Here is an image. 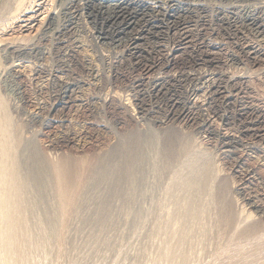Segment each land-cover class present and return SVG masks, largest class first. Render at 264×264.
Segmentation results:
<instances>
[{"label":"rangeland","instance_id":"1","mask_svg":"<svg viewBox=\"0 0 264 264\" xmlns=\"http://www.w3.org/2000/svg\"><path fill=\"white\" fill-rule=\"evenodd\" d=\"M1 140L31 264H264V0H0Z\"/></svg>","mask_w":264,"mask_h":264},{"label":"bare ground","instance_id":"2","mask_svg":"<svg viewBox=\"0 0 264 264\" xmlns=\"http://www.w3.org/2000/svg\"><path fill=\"white\" fill-rule=\"evenodd\" d=\"M16 1H21V0H16ZM114 1L116 2L118 0H114ZM132 1L136 2V0H132ZM112 5H116V3H114ZM5 135L8 136V133H5ZM9 147H10V145L7 141L1 140V142H0V156H1L0 157L1 158L0 159L1 160L0 161V264H31L30 263L31 260L28 261L30 259L29 257L31 255L27 257V255H28L27 253H30V254H32V253L29 251L27 252V251L18 250V246H20V244L18 243L19 241L16 237L17 236L16 234L21 232V230L23 229V226L25 227V229L26 228L28 229V226L27 227L25 226L26 224L28 225V223L26 221L27 217L25 219V216H21L20 215L21 213H19L20 206L22 205V203L24 201H26V197H23L24 193L22 194V189L26 193L27 188H26V183L24 184V182H23V178L21 179L18 175L17 169L15 168L16 163L12 160L11 154L8 151ZM59 176H57V180L60 178ZM59 180H58V183L56 184L57 191H59V189H62V187L59 188L60 187L59 186ZM26 181L27 180L25 179V182ZM29 184H30V182H29ZM22 198H25V200L23 199L24 201H22ZM26 203L27 202H25V204ZM25 204L23 206H25ZM23 206H22V208H23ZM28 206H30V205H28ZM22 208H21V210H23V211H21V212H22V215H24L23 214L24 208L23 209ZM25 208H27V207H25ZM240 221H241V219H240ZM237 223H236V225H237ZM26 231L28 232V230H26ZM22 237H21V233H20L19 238L21 240H23ZM27 238H24V239H27ZM23 241H25V240H23ZM26 242H27V240H26ZM16 243H18V245ZM166 250L164 251V253L166 252ZM167 251L169 252V249ZM171 251L173 253L177 252V251L174 252L173 250H171ZM179 251L180 250H178V253L181 252V251L180 252ZM25 254H27V255H25ZM179 255L181 256L182 254H178V256ZM173 256L174 255H172V253L171 254L168 253L165 255V259L166 258L170 259L168 261H170L172 263V261L176 260V259H174V257L175 258L177 257V256H174V257ZM182 257H183V255H182ZM177 259H178V257H177ZM182 259L185 260L184 258H182ZM183 260H180V258H179V260H176V261L178 262V264H184V263H181ZM179 261H181V262L179 263ZM31 262H34V259ZM172 264H176V263L173 262Z\"/></svg>","mask_w":264,"mask_h":264}]
</instances>
